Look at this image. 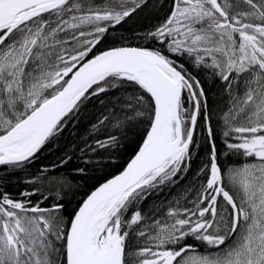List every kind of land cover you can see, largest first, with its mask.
Wrapping results in <instances>:
<instances>
[{"label":"snow or ice","instance_id":"snow-or-ice-1","mask_svg":"<svg viewBox=\"0 0 264 264\" xmlns=\"http://www.w3.org/2000/svg\"><path fill=\"white\" fill-rule=\"evenodd\" d=\"M147 6L0 0V264H264V0H172L161 23L109 39ZM209 70L227 93L220 136L195 74ZM198 123L208 152L185 186ZM133 130L126 166L69 211L74 177L116 163ZM45 153L20 198L4 190Z\"/></svg>","mask_w":264,"mask_h":264},{"label":"trees","instance_id":"trees-1","mask_svg":"<svg viewBox=\"0 0 264 264\" xmlns=\"http://www.w3.org/2000/svg\"><path fill=\"white\" fill-rule=\"evenodd\" d=\"M103 0H96V3H102ZM172 7V0H148V6L144 7L142 10H138L137 14L128 21L122 28L118 27L114 30L110 36V40H119L120 37H132L134 33L142 34L147 29L151 28L153 25H157L161 23L166 16L169 14ZM133 44L139 43V41L131 40ZM197 78L201 80L203 87L207 93V99L209 105L212 106L213 109L217 110V114L213 116V126L217 130V135L220 136L221 125L219 123V110L225 107V104L228 103L227 93L222 92L220 89V82L218 79H214L210 74V70L206 72H195ZM94 111L92 105H89V112ZM89 120L87 116L83 118L80 122L78 131L83 133L85 129L88 127ZM206 133L199 127H197L196 139L199 142V155L196 156L192 162V173L189 174L188 179L184 181L185 186L192 181L193 173L201 166L202 160L206 158V153L208 152V145L204 143L203 136ZM72 137L67 133L65 134V142L71 141ZM217 141L218 147H222L221 140ZM140 136L136 130H133L132 133L129 134V142L126 146L121 150L119 157L114 164H108L102 171L90 172L89 176L93 177L92 179H81L79 176L74 177L76 181L80 182L82 187L79 190V193L75 196L69 195L66 199L71 200V204L68 206L69 211L76 207L77 203L80 201L83 193L91 191L93 187H95L98 182H102L104 179L110 178L112 175L117 174L122 170L126 163L130 160L131 156L134 154V149L136 145L139 143ZM56 160V157L52 154L45 153L44 156L37 162L33 163L29 168L28 172H17L15 175L9 176L2 183L5 185L4 190L10 193L11 195L20 198L19 193L28 189L30 186L25 182L27 179L32 178L39 169L44 166H51L53 162ZM222 162L224 165H235L244 162L243 157H232L231 160L227 158H222ZM75 166V162L69 164L67 168H62L60 172H70V170ZM4 173L0 172V176H3ZM179 191V189L174 190L172 196H168L167 191L165 193L160 194L156 197H153L152 200L149 201L146 207L151 206L153 202L159 206L160 201L164 200L165 197L167 199H173L175 196V192ZM37 197H32L35 200ZM47 202H45L46 204ZM199 251L204 252L208 251L207 249H199Z\"/></svg>","mask_w":264,"mask_h":264},{"label":"water","instance_id":"water-1","mask_svg":"<svg viewBox=\"0 0 264 264\" xmlns=\"http://www.w3.org/2000/svg\"><path fill=\"white\" fill-rule=\"evenodd\" d=\"M111 178V177H110Z\"/></svg>","mask_w":264,"mask_h":264}]
</instances>
